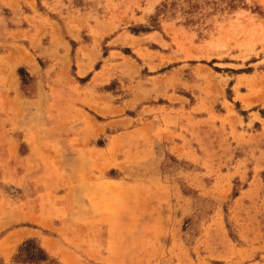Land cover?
Returning <instances> with one entry per match:
<instances>
[{"label":"rangeland","instance_id":"374dc122","mask_svg":"<svg viewBox=\"0 0 264 264\" xmlns=\"http://www.w3.org/2000/svg\"><path fill=\"white\" fill-rule=\"evenodd\" d=\"M27 238L264 264V0H0V264Z\"/></svg>","mask_w":264,"mask_h":264},{"label":"trees","instance_id":"16d2710c","mask_svg":"<svg viewBox=\"0 0 264 264\" xmlns=\"http://www.w3.org/2000/svg\"><path fill=\"white\" fill-rule=\"evenodd\" d=\"M34 239L27 238L19 248V254H25L24 262H31L37 264L40 261L47 259L48 255L41 246H34L31 244Z\"/></svg>","mask_w":264,"mask_h":264},{"label":"crops","instance_id":"0c3cea01","mask_svg":"<svg viewBox=\"0 0 264 264\" xmlns=\"http://www.w3.org/2000/svg\"><path fill=\"white\" fill-rule=\"evenodd\" d=\"M16 231H23L25 234H33L35 232V229L27 228V227H23V228L20 227L14 230V232Z\"/></svg>","mask_w":264,"mask_h":264}]
</instances>
